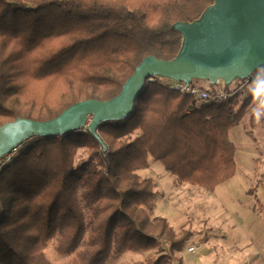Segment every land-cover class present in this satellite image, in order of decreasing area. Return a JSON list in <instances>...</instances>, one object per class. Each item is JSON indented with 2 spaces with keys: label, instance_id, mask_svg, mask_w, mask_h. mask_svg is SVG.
Instances as JSON below:
<instances>
[{
  "label": "trees",
  "instance_id": "trees-1",
  "mask_svg": "<svg viewBox=\"0 0 264 264\" xmlns=\"http://www.w3.org/2000/svg\"><path fill=\"white\" fill-rule=\"evenodd\" d=\"M213 2L0 0V125L114 97L145 56L175 57L182 35L172 25ZM252 104L249 94L198 106L148 83L129 117L99 125L100 139L87 129L22 143L0 165V264H51L52 239L59 254L75 253L68 264L154 248L136 264H183L176 253L192 232L154 216L156 183L137 171L153 157L179 181L215 190L236 172L230 130ZM80 148L88 156L75 163Z\"/></svg>",
  "mask_w": 264,
  "mask_h": 264
},
{
  "label": "rangeland",
  "instance_id": "rangeland-1",
  "mask_svg": "<svg viewBox=\"0 0 264 264\" xmlns=\"http://www.w3.org/2000/svg\"><path fill=\"white\" fill-rule=\"evenodd\" d=\"M200 83L209 84L205 80ZM258 108L251 107L230 132L236 147V172L215 190L179 181L153 157H149L148 167L137 171L141 178H152L156 183L154 216L166 217L177 232H192L176 253L183 264H264V116L257 118ZM244 125L248 134H244ZM87 156L88 150L80 148L75 163ZM55 242L52 239L45 250L47 259L51 264H68L75 253L59 254ZM189 246H195L197 252L189 253ZM157 254V248L129 250L105 264H136Z\"/></svg>",
  "mask_w": 264,
  "mask_h": 264
},
{
  "label": "water",
  "instance_id": "water-1",
  "mask_svg": "<svg viewBox=\"0 0 264 264\" xmlns=\"http://www.w3.org/2000/svg\"><path fill=\"white\" fill-rule=\"evenodd\" d=\"M172 28L182 35L175 57L145 56L114 97L82 99L47 120L17 116L2 123L0 159L33 137L64 135L85 126L89 118V132L100 139L101 123L121 121L135 111L152 74L186 83L223 79L228 85L264 66V0H214L198 18L177 21Z\"/></svg>",
  "mask_w": 264,
  "mask_h": 264
},
{
  "label": "built area",
  "instance_id": "built-area-1",
  "mask_svg": "<svg viewBox=\"0 0 264 264\" xmlns=\"http://www.w3.org/2000/svg\"><path fill=\"white\" fill-rule=\"evenodd\" d=\"M257 80L264 81V66L259 67L250 76L243 79L234 80L228 85L223 79H218L215 84H210L209 81L205 80L209 83L207 86H205L204 84L200 83L199 79H194L190 83H186L185 81L172 80L157 76L155 74H152L147 78V84L154 82L166 84L170 89L176 92L191 95L194 98L195 104L201 106L202 104L209 102H222L233 96L248 97L251 86ZM234 82H236V84L232 85ZM89 121H91V118L88 119V122L85 126L75 129L74 132L79 133L80 131L87 130ZM17 148H14L12 151L5 154L0 159V165L12 160ZM187 250L189 252L195 253L197 248L195 246H189Z\"/></svg>",
  "mask_w": 264,
  "mask_h": 264
},
{
  "label": "crops",
  "instance_id": "crops-1",
  "mask_svg": "<svg viewBox=\"0 0 264 264\" xmlns=\"http://www.w3.org/2000/svg\"><path fill=\"white\" fill-rule=\"evenodd\" d=\"M261 81L263 80H257L253 85H252V88L251 90L249 91L251 94V97H252V100H253V106H251L252 108H255L256 106L260 107L261 105H264V87H261V91L260 93L257 95L256 94V89L257 87L260 85ZM241 123V122H240ZM234 128V127H233ZM233 128L230 130V132H232ZM243 131V129H241ZM244 134H248L246 132V129H245V125H244ZM250 145H251V142L253 141L252 138H250ZM264 145V144H263ZM252 150V154H255V149H251ZM189 252V251H188ZM197 252V251H196ZM195 252V253H196ZM189 253H193V252H189ZM184 264H191V262L189 263H184ZM194 264V263H193ZM195 264H197V262H195Z\"/></svg>",
  "mask_w": 264,
  "mask_h": 264
},
{
  "label": "clouds",
  "instance_id": "clouds-1",
  "mask_svg": "<svg viewBox=\"0 0 264 264\" xmlns=\"http://www.w3.org/2000/svg\"><path fill=\"white\" fill-rule=\"evenodd\" d=\"M258 79V77H257ZM261 87H264V81H261L260 85L256 89V94L258 95L261 91ZM257 118L264 116V105H261L258 109L255 110Z\"/></svg>",
  "mask_w": 264,
  "mask_h": 264
}]
</instances>
